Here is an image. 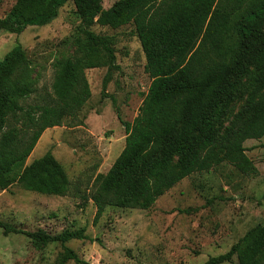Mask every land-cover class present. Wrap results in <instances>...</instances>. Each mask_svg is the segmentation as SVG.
Masks as SVG:
<instances>
[{"label": "trees", "instance_id": "obj_1", "mask_svg": "<svg viewBox=\"0 0 264 264\" xmlns=\"http://www.w3.org/2000/svg\"><path fill=\"white\" fill-rule=\"evenodd\" d=\"M66 2L77 19L72 53L52 63L47 89L36 87L32 62L18 43L0 59V190L17 185L46 196L68 193V179L49 151L25 160L45 129L81 125L77 117L90 95L84 71L115 67L112 36L95 34L93 25H131L149 79L131 122L116 115L123 146L92 182L94 220L106 207L146 210L182 179L220 164L256 175L243 143L264 136V0H113L106 9L100 0H13L0 30L19 35L48 25ZM0 229L25 236L37 251L58 244V264H85L64 245L86 239L82 229L51 235L1 222ZM232 258L264 264V221L202 264Z\"/></svg>", "mask_w": 264, "mask_h": 264}, {"label": "rangeland", "instance_id": "obj_2", "mask_svg": "<svg viewBox=\"0 0 264 264\" xmlns=\"http://www.w3.org/2000/svg\"><path fill=\"white\" fill-rule=\"evenodd\" d=\"M100 1L104 9L113 2ZM12 4L0 0V17ZM76 25L73 7L66 2L48 25L26 27L19 35L0 30V59L18 43L32 62L36 87L47 89L52 63L72 53L69 41ZM91 30L112 36L115 67L84 71L90 95L77 117L81 125L45 130L25 160L29 163L49 151L61 165L69 191L46 196L10 185L0 190V222L51 235L82 229L86 239L64 245L85 264H202L226 252L247 229L264 221V136L243 143L255 176L220 164L182 179L146 210L106 207L94 220L88 199L92 182L108 170L123 146L124 130L116 115L131 122L149 79L131 25L115 30L93 25ZM185 209L187 213L178 212ZM61 253L58 244L37 251L25 236L3 235L0 229V264H58Z\"/></svg>", "mask_w": 264, "mask_h": 264}, {"label": "crops", "instance_id": "obj_3", "mask_svg": "<svg viewBox=\"0 0 264 264\" xmlns=\"http://www.w3.org/2000/svg\"><path fill=\"white\" fill-rule=\"evenodd\" d=\"M45 130H47V129H45ZM45 130H44V131H45ZM44 131H43V132H44ZM43 132H42V133H43ZM42 133H41V134H42ZM38 139H39V138H38ZM36 142H37V141H36ZM35 144H36V143H35ZM34 146H35V145H34Z\"/></svg>", "mask_w": 264, "mask_h": 264}]
</instances>
